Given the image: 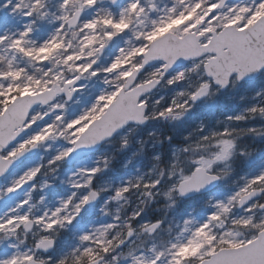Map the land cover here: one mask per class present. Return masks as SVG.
I'll return each instance as SVG.
<instances>
[{
    "label": "rangeland",
    "instance_id": "374dc122",
    "mask_svg": "<svg viewBox=\"0 0 264 264\" xmlns=\"http://www.w3.org/2000/svg\"><path fill=\"white\" fill-rule=\"evenodd\" d=\"M65 2L66 0H42V8L39 11H33L35 0H6L4 5L10 8L5 13L0 12V39H2L0 50L4 57L8 58L9 66H12L11 69L6 71L21 72L26 70L21 72L22 75L19 80L10 79L7 85L8 89L10 87L31 88L34 87L32 81H41L49 87L53 82L63 84L66 80L72 79L74 75H79L81 81L83 80L84 82L80 81L76 86L79 91H76L73 102L68 103L62 98V101L57 103L58 100H61L60 97L56 99L52 106L37 108L52 111L56 107V111L60 112L61 116L68 112L75 119L90 110L101 95L110 94L117 88L122 87V84L119 83L120 78H117L115 83L111 84V90L109 80L93 82L94 78L100 75L98 70L96 72L99 75L92 76L93 80H85L84 78L90 72L81 74L75 71L76 68L91 62H94L95 68L101 60L105 63L111 61V66L116 58L122 54L128 55L135 49L148 48L151 42L144 38L145 35L153 31L162 20L166 22L170 15L173 18H178L183 13L189 18L182 25H177L169 31L178 36L195 32L202 36L201 43H208L211 33L213 31H221L226 25H234L237 28L250 26L249 22L252 21L253 17H255V20L261 17L257 16V9L261 3H264V0H237L225 5L222 10L216 9L217 11L215 12L210 11V8L212 5L217 4L218 0H199L202 3V7L197 9L195 17L185 12V9L197 3L198 0H122L114 8L108 1L104 0H96L95 5L90 7L83 6L84 0H70L67 7L64 6ZM134 2H138L141 5L143 13L131 15L129 17V28L114 36L111 41L107 40L106 36L112 33L113 30L105 28L102 24L98 25L95 32L82 31L84 24L98 20L106 13H110L112 18L118 21L121 14ZM4 9L0 5V11ZM78 9L83 13L78 23L79 25L72 30H68L63 17L68 16L70 18L73 12ZM173 9H175V13L172 12ZM242 9H248V11H241ZM29 12L32 13L30 17L27 15ZM43 16L47 17L49 21L51 20V27L48 31L42 29L44 26L42 27L41 21L38 22L39 18H43ZM237 17H239L238 23H233ZM208 29H211V31L209 32ZM25 32L29 34L24 36L23 33ZM88 35H94L99 39L92 47L84 48L83 42ZM5 37L6 39H3ZM54 37H58L64 47L57 50L50 57V67H42V72L34 71L32 73L29 71V66L22 65L24 59L21 56L19 57L20 54L39 49ZM18 40L23 41L21 45L23 51L14 47ZM101 42L104 44L102 53H100L102 49ZM81 52L83 53L81 61L65 63L68 55H79ZM91 53L95 54L90 55ZM211 57L212 55H207L203 59L193 60L189 63L190 71L198 76L200 84L198 89L205 82H209L205 72H203V64ZM138 58L141 61L142 56L134 57L123 67H128L131 70L138 67L139 64L135 63ZM40 61L44 60L41 59ZM163 66L164 64L161 63V70ZM36 68L41 67L39 65ZM105 75L107 76L106 73ZM57 76L60 77L59 81L56 79ZM232 82L231 87L225 92L213 87L211 82L207 96L196 102L200 104L203 101L192 118L198 124V131L204 134L201 136V142L194 145L195 150L208 153V155L201 156L198 161H211L212 166L207 170L210 173L221 175L224 179L229 178L241 160L249 162L253 160H249L248 156L252 154L257 156L258 152L251 150L249 154L247 149L252 143L264 140V112L259 111L264 109V73L255 82L244 84H239L234 80ZM41 90L43 89H38L37 92ZM7 94L9 95L8 98L11 96L14 98L15 94L13 92L10 93L8 91ZM190 95L192 94L190 93ZM164 103H168L169 107L184 104L188 106L187 100L176 101L175 96L171 99L165 97L161 101V104ZM253 109H256V111H253ZM26 123L27 132L31 131L37 124L33 113ZM43 130L36 131L27 139L16 142L14 147L4 152V155L14 150L20 143L40 134ZM60 132H55L56 141L47 144L43 141L35 156L24 160L21 165L3 176L0 181V221H6L9 216H28L34 223L31 233L25 234L22 231L23 225L17 226L14 232H0V260L12 258L18 254L21 260L25 255H32L37 259L38 253L28 245L37 239L34 236V231L39 224H36L35 221L43 217L45 213L51 215L52 212L61 207L62 201H67L72 197V193L77 192L72 187V183L79 179L78 171L89 170L88 166L91 163V156L86 160L79 161L73 168L67 165L66 176L50 173L49 175L54 176L53 179H50L49 176L41 175L39 172L35 182L28 189L12 198H6V195L9 194L7 188L12 187L28 171L39 168L40 162L47 160L51 154L59 155L67 149L63 147V144L59 143V141L63 140L69 144L68 139L61 136ZM221 140H229L233 147L227 159L216 160L220 150L218 145ZM262 166L263 168L260 171L255 170L253 174L245 175L246 179L243 180L242 184L240 183L239 185L236 182L234 188L233 186L229 187L227 184L221 186L220 190L206 194L207 199L199 197L200 206L191 208L183 219H177L174 222V226L169 228L168 234L162 237L158 243H154L146 251L138 254L133 253L132 256H127L126 259L133 261L134 264H138V261L141 264H151L153 260H156L157 264H174L176 260H180V264L188 262V264H191L197 260L210 257V253L221 247V245L232 246L233 244H243L252 240L257 230L264 228V210L261 211L258 208L260 204L257 203L238 212L236 210L238 198L235 200L232 198L253 179L264 175V165L262 164ZM140 171H144V169H140ZM262 189H264V185H262ZM25 201H27V204L24 203ZM221 204L229 207L227 213H219L217 206ZM261 204L264 205V200ZM21 205L23 206L21 207ZM207 209H212V211H207ZM213 214H220V219L217 221L210 220ZM101 219L103 217H100L95 226L91 223L82 228V224H80L72 230L71 240L66 241L69 245L66 255L80 254L77 250L84 249V242L81 241L80 237L85 234H91L97 227H102L103 225H100L99 222ZM145 222L149 221L146 219ZM205 224H208L209 227L206 229V236L197 240L198 250H189L186 256H178L177 249L181 246H186L193 240L196 230ZM116 259L119 261L121 258L117 257Z\"/></svg>",
    "mask_w": 264,
    "mask_h": 264
},
{
    "label": "clouds",
    "instance_id": "9594fccd",
    "mask_svg": "<svg viewBox=\"0 0 264 264\" xmlns=\"http://www.w3.org/2000/svg\"><path fill=\"white\" fill-rule=\"evenodd\" d=\"M110 63L111 61L105 63L101 60L96 65L93 71L98 70L100 75L93 82L109 80L111 90V84L120 77V73L131 69L122 67L106 76L104 69ZM135 63L140 64V59ZM180 72L185 73L183 80L177 79ZM84 79L93 80V77L89 73ZM169 81L174 82L170 84ZM119 83L127 84V81L119 79ZM141 84L145 85L139 99L145 105L141 110L142 118L129 120L115 127L110 135L87 149L91 155L89 170L95 169L96 172L89 176L85 171H78L79 179L75 182L83 184L84 189L77 192L68 212L75 211V205L84 195L95 193L93 199L82 207L72 224H63L51 231L45 230L42 225L35 228L34 236L37 239L33 240L32 245L34 249H41L37 256L38 264H61L62 261L73 264L69 254L66 255L69 249L66 241L71 240L72 230L77 225L91 223L98 217H103L99 221L103 226L95 228L91 234L95 235L97 230L104 232L99 238L105 241V246H110V251L105 254L102 248L92 242H84L83 248L94 249L99 257L98 264H134L126 257L146 251L154 243H158L168 234L169 228L174 226L177 219H183L191 208L200 206L199 197L207 199L206 194L220 190L221 186L231 182L214 173L212 176L216 179L211 180L199 192L185 193L180 190L183 177L192 174L201 156L208 155L196 151L194 147L201 142L204 134L198 131V124L192 118L203 101L198 104L190 99V93H195L200 86L197 74L190 71V65L180 62L166 71L161 70V62L145 65L135 73L133 87ZM173 96L176 101L187 100L188 106L168 115L166 109L169 104H161V101ZM61 101L62 98L57 103ZM161 112L166 113L164 117L160 116ZM33 115L37 124L31 131L22 134L17 142L49 125L55 126V132L62 131L67 122L74 119L65 112L64 120L58 121L60 112L37 108L33 109ZM55 132L44 141L45 144L57 140ZM59 143L64 148L71 146L63 140ZM256 143L261 146L259 158L264 160V140ZM14 146L15 144L12 145ZM57 156L53 153L47 160L40 162L41 175L49 176L50 179L54 178L50 173L67 175L66 166L74 156L64 160H57ZM240 164L244 169L250 166L247 160H241ZM125 188L128 191L125 192ZM118 192L123 194L118 196ZM152 216L155 217L154 220L151 219ZM146 219L149 222H145ZM153 225L156 226L154 230L146 227ZM42 239L51 241V246L46 250L37 248ZM117 257L121 259L117 261ZM83 264H88L87 259Z\"/></svg>",
    "mask_w": 264,
    "mask_h": 264
},
{
    "label": "snow or ice",
    "instance_id": "6c2138e0",
    "mask_svg": "<svg viewBox=\"0 0 264 264\" xmlns=\"http://www.w3.org/2000/svg\"><path fill=\"white\" fill-rule=\"evenodd\" d=\"M70 0H66L65 7L68 6ZM96 0H84L83 6H93L95 5ZM42 0H35L33 5V11H39L42 8ZM202 7V3L198 2L192 5L191 7L185 9V12L189 13L191 16L195 17L197 15V9ZM220 7V4L212 5L210 11L215 12L216 9ZM241 11L247 12L248 9H242ZM175 13V9L172 10ZM143 13V9L138 2L131 3L126 11L121 14L120 19L117 21L112 18L110 13H106L100 19L88 22L83 25V29L89 32H95L98 25H103L107 29H112L113 32L106 36V39L111 41L114 36L121 34L130 26L129 17L131 15H140ZM31 12L27 13L30 17ZM80 13H76V17H79ZM257 16H264V3L259 5L257 9ZM189 17L185 14L181 13L178 18H173L171 15L168 17L167 21H161L156 25L155 29L151 32H148L145 35V39L149 42L154 43L158 37L163 34L169 32V30L174 29L177 25H182L185 20ZM64 21L69 24H75L76 19H70L68 16L63 17ZM239 17L236 18L233 23H238ZM198 22V21H197ZM255 23V17H253L252 21L249 24ZM210 32L211 29H208ZM29 33H23L24 36H27ZM3 39H6L3 38ZM99 38L94 35H88L83 42L84 48H90L94 45ZM236 43H242L241 38L233 37L232 38ZM2 42V39H0ZM23 44L22 40L16 41L14 47L18 50L23 51L21 45ZM64 44L60 42L58 37H54L49 42L45 43L41 48L36 50H31L25 53V55L32 57L36 60H47L49 59L57 50L62 49ZM104 47V44L101 42V48ZM207 47V45L205 46ZM219 50V49H218ZM95 53H91L90 55H94ZM198 55L197 46L195 44L189 46L188 48H177V49H153L151 52L149 48L142 47L133 50L130 54L124 55L122 54L120 57H117L116 60L111 64L110 67L104 69L106 74H110L116 72L121 69L124 65H127L130 60L134 57L144 56L147 57L145 63L148 60L153 59H163L167 63L165 65L164 71L170 68L176 60L180 57H184L185 59L189 58V56ZM83 53L79 55H68L65 63H72L76 61L82 60ZM223 56V53H221ZM248 63L247 65H242V62L238 59H232L230 62H227L222 69H216L211 62L207 68V74L209 77V82H205L202 84L200 89L193 93L190 97L192 102H196L199 98L206 95L209 88L210 83L212 82V78H216V83H222L230 78L231 75L235 73H239V76L243 78L246 74L251 71H255L257 67H261V70H264V52L261 53H250L246 58ZM94 62L88 63L82 67L76 68L75 71L81 74L91 73L92 76L99 75L98 72L93 71ZM216 69V70H214ZM139 68H133L130 71H122L120 73V79L124 81H129L134 76L135 73L139 72ZM21 72H9L6 74L5 78H12L13 80H19L21 77ZM159 75V73H157ZM185 76L184 72H180L177 76V79L183 80ZM222 78V79H221ZM57 81L60 80V77H56ZM79 77L76 79L67 80L65 86L60 88L57 86L56 89L50 90L46 85H44L41 81H32L34 87H25V88H10L8 91L11 92H23L25 96H33L37 95L38 89H43L40 92L41 102L48 103L49 100L52 99V96L55 95L57 91L66 92L68 97L71 98L74 92L79 91L75 87L78 83ZM174 81H169V83H173ZM145 87L144 84L139 85L133 91H126L127 85L125 87L117 88L110 94L101 95L97 103L94 104L90 110L86 111L83 115L78 118L72 119L67 122L64 126L63 131L60 132L61 136H64L68 139L69 144L71 145L65 151L61 152L57 156V160H64L65 158H69L75 153L78 149L90 147L95 144L98 140L103 139L105 136L110 135L111 131L124 123H126L129 119L140 120L142 118V109L145 107L143 103L139 102L140 96L142 94V89ZM47 93V95H45ZM36 101L28 100L22 103V106L13 112V114L8 119H0V128H7L8 133L10 135H16L12 132L13 127L21 122L26 123L27 119L30 115L28 109L34 104ZM15 104V102H12ZM187 107V104L177 105L176 107H168L166 109V113L171 115L174 110H178L180 108ZM256 111V109H253ZM259 111L264 112V109H260ZM165 112H161L160 116L164 117ZM239 119V118H238ZM58 121H63L64 116H58ZM34 123V121H33ZM31 126V125H29ZM55 132V126L49 125L45 128L40 134L35 135L34 137L28 139L27 141L20 143L18 147L14 150L7 152L5 155L0 156V173L6 170L8 165H10L14 160L20 158L24 155L29 146L35 148L40 142L46 141L49 139L51 135ZM227 135V133H225ZM7 139L6 136H0V143L5 142ZM219 154L216 156V160H225L229 157L232 150V143L229 140H221L219 141ZM198 166L192 172L191 175H186L183 177V182L180 184V190L182 192L189 191L192 189H198L203 187L206 183L210 182L213 179H216L213 176H208L207 169L212 166L211 161L200 160L197 162ZM40 172L39 168L32 169L28 171L24 176H22L18 181L14 183L12 187L7 188V192L9 194L15 193L27 183L34 181ZM96 172L93 170H85V173L89 176L94 175ZM255 185H264V175L259 176L256 179H253L247 186L242 188L235 197L232 199H240L242 202L248 197L254 195V192L250 191L251 188ZM72 187L78 191L84 189V185L81 183H72ZM124 191H128L127 188ZM77 192H74L73 196L70 197L67 201L61 202V207L57 208L51 215L45 213L43 217L36 220L35 223L42 225L45 230L51 231L55 229L57 226H61L63 224H72L76 217L79 215L82 207L87 206L88 203L93 199L95 193H89L88 195H84L79 203L75 205V211L69 213L68 210L72 208L73 200L76 198ZM123 193L118 192L117 195H122ZM27 204V201L24 202ZM23 205H21L22 207ZM220 214L227 213L229 211V207L226 205H218ZM220 214H213L210 217V220L217 221L220 219ZM32 223L28 216H9L6 221H0V232H14L15 228L19 225L29 226ZM149 230H154L155 225L146 226ZM209 227L208 224L203 225L198 228L194 234V239L191 240L186 246H181L177 249L178 256H186L189 250H198L197 248V240L200 237L206 236V229ZM104 232L97 230L96 234H85L80 237L83 242H92L102 248L105 254L109 253L110 246H105V241L100 239L99 237L104 235ZM51 246V241L48 239H42L37 248L47 249ZM233 248H246L244 253L238 255H228L221 258H218L213 262V264H264V232L261 233V238L259 241L253 240L249 242L248 246L242 244H233ZM80 254H73V264H83L84 260L87 259L88 264H98L99 257L98 254L94 251L92 247L84 248L83 250H77ZM210 255H216L215 253H210ZM158 259V258H157ZM0 264H36L35 258L32 255H25L23 259L17 256H14L9 259L0 260ZM61 264H66L65 261H62ZM138 264L141 262L138 261ZM151 264H157L156 260H153ZM174 264H180V260H176Z\"/></svg>",
    "mask_w": 264,
    "mask_h": 264
},
{
    "label": "water",
    "instance_id": "95a60500",
    "mask_svg": "<svg viewBox=\"0 0 264 264\" xmlns=\"http://www.w3.org/2000/svg\"><path fill=\"white\" fill-rule=\"evenodd\" d=\"M110 1H113L114 4H117L120 0H110ZM227 1H229V0H222L220 7H222V5L224 3H226ZM72 18L76 19V23L78 22L79 17H76V14ZM76 23L75 24H69L68 23L69 29H72V27H75L77 25ZM233 37L241 38L242 43H239V44L236 43L232 39ZM200 39H201V36H195L193 33H191V34H189L183 38L178 39L172 33L169 32L168 34H165L164 36L159 37V39H157L154 43L150 44L149 51L151 52L153 49L188 48L189 46L195 44L197 46L198 55L189 56V58H187V59H185L184 57H180L178 60H176V62L172 66L177 65L180 62H184V64H185V63H187V61H190L193 58H200L203 55H206L208 53H211V54L214 53L216 56L213 57L212 59H209L208 63H206L204 65V70H205L206 74H207V68H208L210 62L214 66H216V69H222L227 62H230L234 58L240 60L242 62V65H247L248 61L246 58L248 57V55L250 53L264 52V17L260 18L255 23V25H253L252 27L244 28V30H238L234 26L225 27V29H223V31L220 32L219 34L214 33V35L212 37V41L210 42V44L207 45V47H205L206 45L200 46V44H199ZM221 53H223V56H221ZM146 59H147V57H144L143 61L141 63L142 65L140 67H138L140 70L145 65H148V64H151L154 62H158L160 60L163 61L164 63H167L163 59L148 60V62L145 63ZM164 68H163V70H164ZM216 69H214V70H216ZM262 71L263 70H261V67H257L255 71L249 72L243 78H241L239 76V73H235V74L231 75L230 78L233 77L234 75H237V81L241 82V81H244L246 79L256 78ZM207 76H208V74H207ZM76 78L77 77H75L74 79H76ZM230 78L226 81H223L222 83H216L215 82L216 78H212V80L215 83V85L221 86V90H225L230 85V82H229ZM79 80H80V77H79ZM79 80H78V82H79ZM134 81H135V74L131 78V80L127 81V84L123 85V87H125V85H127L126 91L129 90L131 85H133ZM65 84L66 83H64V85L61 87L59 84L54 83L49 89L50 90L56 89L57 86H59L60 88H63L65 86ZM136 88L129 90V92L135 90ZM75 94H76V92H74L73 96L71 98H69L66 92L57 91L55 93V95L52 96V99L48 101V103H42L41 102L40 93H37V95L35 97H33L31 95L25 96V94H24V95H21L19 97H16L14 100H12V102H15V104H13L11 102V104L8 105L6 107V109L2 112V114L0 115V119H8L13 114L14 111L18 110L22 106V103L25 101L33 100V99L36 101L28 109L29 113H31V111L39 105L46 106L48 104H52L58 96H64L66 98V100H68V102H71L74 100ZM45 95H47V93ZM204 96L199 98L197 101L203 99ZM129 120H136V119H129ZM24 124H25L24 122H21V123L16 124L13 127L12 132L15 133L16 135H10L8 133L7 128H0V136H6L7 137L5 142L0 143V156L5 149L11 147L15 142L18 141V139L22 136V134L27 132V128L24 127ZM38 146H39V144L35 148H33V147L28 148L22 157L17 158L10 165H8L6 170L3 171L2 173H0V180L2 179L4 174H6L12 168H14L15 165L22 162L24 160V158L32 156L33 154H35ZM88 148L89 147L81 148V149H78L75 153H73L74 157L70 158L69 164L74 163L75 161L78 160V158H82L84 156H87L89 154L87 151ZM206 174L208 176L213 175V174H209L208 172ZM32 182L27 183L25 186H23L21 189H19L15 193L20 192L22 190H25V188L27 186H29ZM208 184H209V182L206 183L203 187H200L198 189H192L189 191H184V192L185 193H197L201 189L205 188V186ZM252 192H254V195L248 197L243 202L240 200V203L238 205L239 209L246 206L253 199H257L262 195V192L260 190H252ZM15 193H12V194H15ZM31 228H32V223L29 226L24 225V229L26 231L27 230L30 231ZM261 233H259L258 237L254 240L259 241L261 238ZM248 245H249V243L246 244L245 246H248ZM38 250H41V249H38ZM245 251H246V248L222 249L221 251L215 253L216 255H212L211 259L202 261L201 264H213V262L215 260H217L218 258L228 256V255H238V254L244 253ZM36 264H38V263L36 262Z\"/></svg>",
    "mask_w": 264,
    "mask_h": 264
},
{
    "label": "trees",
    "instance_id": "16d2710c",
    "mask_svg": "<svg viewBox=\"0 0 264 264\" xmlns=\"http://www.w3.org/2000/svg\"><path fill=\"white\" fill-rule=\"evenodd\" d=\"M36 62H37V60H34L33 61V65H36ZM49 62H48V60H44V62H43V64H42V66L41 67H44V68H46V67H48V66H50V64H48ZM0 69H2V65L0 64ZM6 74V73H5ZM10 78V77H9ZM8 78H5L4 77V75H2V74H0V82L1 81H6ZM7 92H8V90H3L1 87H0V114H1V111H2V109L9 103V100L12 98V96L11 97H9L8 98V94H7ZM22 92H13V94H15L14 96H17V95H20ZM255 146L256 145H254L253 146V148H255ZM261 147V146H260ZM260 147H259V149H257L259 152H260ZM256 163L255 164H252V163H250V166H249V168H246L245 170H253V169H255L256 168ZM238 169L239 168H236V170L234 171V173H233V175H230L229 176V178H230V180H231V182L230 183H228V185H230V184H234V181L235 180H233V177H234V175L238 172ZM249 172V171H248ZM243 173V171H242V169L240 168L239 169V175L240 174H242ZM236 176H238V175H236ZM240 177V176H239ZM244 181L242 180V178L240 177V179H239V181H238V184L240 185V183L242 184ZM21 234L22 235H24V233L23 232H21ZM32 242H30L29 243V245L31 244Z\"/></svg>",
    "mask_w": 264,
    "mask_h": 264
}]
</instances>
